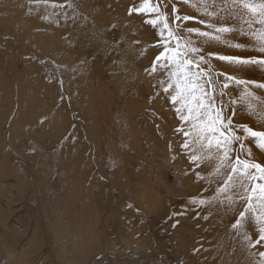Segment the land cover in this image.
Returning <instances> with one entry per match:
<instances>
[{
  "label": "rangeland",
  "instance_id": "374dc122",
  "mask_svg": "<svg viewBox=\"0 0 264 264\" xmlns=\"http://www.w3.org/2000/svg\"><path fill=\"white\" fill-rule=\"evenodd\" d=\"M192 2L0 0V264H264V209L253 199L248 211L251 184L230 170L264 167L241 131L264 133V71L216 59L264 53L217 49L216 16ZM153 5L177 38L167 59L178 40L182 58L204 61L187 71L238 137L223 165L188 135L174 69L155 63L165 41ZM253 102L263 111L252 116Z\"/></svg>",
  "mask_w": 264,
  "mask_h": 264
},
{
  "label": "snow or ice",
  "instance_id": "6c2138e0",
  "mask_svg": "<svg viewBox=\"0 0 264 264\" xmlns=\"http://www.w3.org/2000/svg\"><path fill=\"white\" fill-rule=\"evenodd\" d=\"M234 3H237L239 8L246 10L250 16L255 19L256 23L264 25V2L260 0H233ZM205 6H207L206 0H204ZM150 6V0H145V3L139 9L140 12H144L145 9H148ZM190 7L194 5L189 4ZM50 7H56V5H50ZM151 11L155 12L159 17L158 20H153L152 26L156 27L157 24L160 25L161 31L159 33L161 40L165 41L162 45L165 51L157 57L155 63H157L161 68H173L170 79H174V87L176 95L173 97V103H176L177 100L180 101L181 107L177 109L178 112L184 113L182 119L185 123H191L192 127L196 130L194 133H188V135H193L195 139V145L199 146L205 150L215 149L221 154L220 163L223 165L231 157L229 156V150L231 144L238 139L236 136H232L225 130V125L231 127L230 121H224L220 112L215 111L212 108V104L209 101L207 108L205 107L204 97L208 95L206 91L202 90V86L195 83L192 77L189 75L187 69L191 67L198 66L200 63H203L202 60H197L192 62L187 58H182L183 53L179 51V41L177 40V47L173 48V58L171 60L167 59L168 55V44L169 40H176L174 33L169 28L166 18L163 17L158 10V5H153ZM131 14V13H130ZM201 15H209L208 13L201 10ZM185 22H187L188 17H183ZM218 33H230L234 29L219 27L214 29ZM167 33V35H165ZM190 34L197 36L205 37L207 39H215L219 42L218 37H210L207 33L204 32H193L189 30ZM256 42L259 45L257 51L264 53V31L260 32L256 37ZM190 43V42H189ZM230 47L241 49L239 45H229ZM193 52L198 51L192 50ZM216 59L224 60L227 63L234 64L237 66L251 67L256 66L260 68L261 71H264V60H244L239 58H226V57H216ZM161 61H164L161 63ZM155 71V68L152 69ZM200 75V73H197ZM234 77H226V80H233ZM244 81H237V84H244ZM209 87H211V82L209 81ZM225 88L228 87V84L224 85ZM255 87H264V85H255ZM202 93V94H200ZM195 102V107L192 106ZM217 124L220 125L217 128ZM180 131H184L181 129ZM241 131L246 133L247 137L251 139L257 148L261 151H264V133H258L251 131L247 128H242ZM242 138V137H241ZM191 144V141H187L183 145L187 149ZM248 155L251 156V152H248ZM210 158V157H209ZM199 157H192L191 162L193 164L198 163ZM230 170L233 175L243 178L241 180L242 184H251L250 191L246 187L243 195L248 201V211L251 212L254 208L252 200L255 199L259 203L255 207L264 209V184L254 183L256 181H264V167H261L259 164L242 162L236 160L233 165L230 166ZM229 182L232 183V178L229 177ZM246 217L241 216L240 220L243 221ZM255 220L260 224V240H264V213L255 216Z\"/></svg>",
  "mask_w": 264,
  "mask_h": 264
},
{
  "label": "bare ground",
  "instance_id": "6f19581e",
  "mask_svg": "<svg viewBox=\"0 0 264 264\" xmlns=\"http://www.w3.org/2000/svg\"><path fill=\"white\" fill-rule=\"evenodd\" d=\"M192 1L194 3H197V4L205 5L204 0H192ZM238 2H239V0H238ZM260 2H264V0H260ZM206 3H207V8L205 9V12L208 13L209 15L214 14L217 18L214 21L213 30L215 28H219V27H226V28L234 29V31H232L230 33H225V34L218 33L215 31V34L218 37H220V38L223 37V39L227 40L226 44H224V45L222 44V45L218 46L217 49H223L224 47L225 48L229 47V45H231L230 41L231 42L240 41V42H238V45L240 46L241 49H244V50H248L252 46H256V45L259 46L256 42L255 37L260 32L264 31V25H260V24L256 23L255 19H253L250 16V14H248L246 12V10L239 8L237 6V3H234L233 0H206ZM184 9H186V8H184ZM152 15H155L156 17H158L155 12ZM203 19H204V17H203ZM86 39H87V37H86ZM77 40H78V46L80 49L84 48L88 44V42H86V40H85V42H83L84 40L82 39V36L78 37ZM255 43H256V45H255ZM208 44H211V43L210 42L205 43L206 46ZM0 65L6 66L5 64H0ZM6 69L9 70L8 74H11L10 71H12V68L9 69V67H6ZM4 78H6V77H4ZM261 79L264 80V76H262ZM0 81H4L3 77H0ZM262 108L263 107L260 104H258L257 102H253V108L250 109L246 114L252 115V114H255L256 112L260 113L263 111ZM262 119H263L262 123H264V117H262ZM66 230H67V228H66ZM67 233H68V231H67Z\"/></svg>",
  "mask_w": 264,
  "mask_h": 264
}]
</instances>
